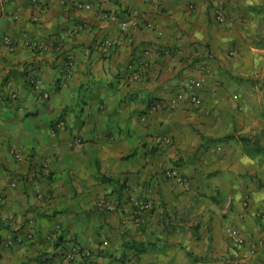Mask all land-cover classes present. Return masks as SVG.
<instances>
[{"label":"crops","instance_id":"crops-1","mask_svg":"<svg viewBox=\"0 0 264 264\" xmlns=\"http://www.w3.org/2000/svg\"><path fill=\"white\" fill-rule=\"evenodd\" d=\"M159 1L0 0V33L15 42L0 43V239L24 237L0 245V264H264V158L225 144L241 128L264 146L252 76L264 64V0ZM132 20L137 28H120ZM105 38L119 44L103 52ZM31 68L39 89L27 83ZM190 77L203 78L196 92L206 112L186 100L149 108ZM159 134L171 143L156 142ZM171 166L190 190L163 175ZM101 196L117 209H98ZM132 196L150 208L136 210ZM227 225L243 243L226 238ZM69 241L90 254L67 259Z\"/></svg>","mask_w":264,"mask_h":264},{"label":"built area","instance_id":"built-area-1","mask_svg":"<svg viewBox=\"0 0 264 264\" xmlns=\"http://www.w3.org/2000/svg\"><path fill=\"white\" fill-rule=\"evenodd\" d=\"M151 4L154 8L160 7V1L159 0H144ZM76 8H90L89 3H82V2H75L73 3ZM193 5L189 4V8H192ZM214 17L215 19L222 23L225 21V14L222 9L221 3H216L212 7ZM127 23L130 24V27L137 28L139 26L138 21L132 20V22H126L123 21L120 24V28L123 30H126L128 28ZM77 28H80V26L74 27L67 32H73L77 30ZM65 34V33H64ZM67 34V33H66ZM65 34V35H66ZM63 35V36H65ZM0 43L4 46H6L9 50H13L15 46V42L13 38L9 34L0 33ZM119 44V40L117 39H111V38H105L101 42L98 43V48L101 49L103 52H107L108 50L116 47ZM33 45L39 48H46L48 45L47 41L37 40L33 41ZM168 52V51H167ZM141 77V71L139 69H133L131 73L129 74V80H137ZM27 83L33 87L34 89H39L41 85V79L38 76V73L36 69H30L26 76ZM203 78L202 77H190L187 79L185 83V88L182 90H178L174 92L169 97H166L164 99H157L151 101L149 104V108L151 110L159 109V108H168L173 109L176 107V105L183 100H186L188 103H190L194 108H196L199 111L206 112V108L203 106V101L201 97L197 94L196 89L202 84ZM16 94L11 93L8 95L10 99L15 98ZM47 93H42V98H47ZM3 98V97H0ZM1 100V99H0ZM55 127L58 130H64L66 123L64 120L59 119L55 123ZM80 139L78 137H75L73 139L74 143H79ZM156 142H163L165 144L171 143V138L168 135H156L155 137ZM13 155L20 159V155L18 152H12ZM163 175L168 178L172 179L175 183H177L180 187H182L183 190L188 191L190 190V184L187 179V177L179 170V168L175 166L167 167L163 170ZM131 204L133 207L138 211H144L148 210L150 208V204L145 199H139L137 197H131L130 198ZM95 206L100 210H107V211H115L117 209V205L113 203L112 201H109L107 198L101 196L98 197L95 202ZM248 204V195L246 194L243 200V205ZM260 217L264 219V212H261ZM58 227V226H57ZM224 234L226 238L233 244L238 245L243 243V236L238 231L236 227L233 225H227L224 227ZM34 237L33 232H28L25 236L27 240H31ZM24 239L23 236L15 235L13 237L0 239V245L4 246H12L15 243H20ZM69 245V251L66 253L67 259H72L77 254L88 256L90 254V251L88 249H85L82 247L80 243L77 242H68ZM43 264H54L52 261H46Z\"/></svg>","mask_w":264,"mask_h":264},{"label":"rangeland","instance_id":"rangeland-1","mask_svg":"<svg viewBox=\"0 0 264 264\" xmlns=\"http://www.w3.org/2000/svg\"><path fill=\"white\" fill-rule=\"evenodd\" d=\"M257 37L260 40L261 39L264 40V31L261 33H258ZM256 72L259 75H255ZM263 75H264V64L256 67V71L252 74V76L254 77L255 84L257 86V90L255 91L254 98H256V100L260 104H262V108L264 110V96H263V93L261 92V90H262L261 87H259L260 86L259 82L262 80V78H264ZM237 110H240V109L237 108ZM243 133H246V132L245 131L242 132L241 128H234V130L231 133H228V135H232V138L225 140V144L228 147V149L232 151V153H234L235 151L242 152L241 144H240L239 140H237L239 136L247 137L249 139L250 143H257L258 139L256 138V136L254 134H252L250 132V133H246L247 134V136H246V134H243ZM222 138L221 137H215L214 141H210V143L216 144L217 143L216 139L221 140ZM262 157L264 158V153L262 154ZM261 173H262V176H260L258 178L259 184H257L258 185L257 190H260V193H262L264 195V171H262ZM245 194L249 195L250 189H248V191H244L242 196H244Z\"/></svg>","mask_w":264,"mask_h":264},{"label":"trees","instance_id":"trees-1","mask_svg":"<svg viewBox=\"0 0 264 264\" xmlns=\"http://www.w3.org/2000/svg\"><path fill=\"white\" fill-rule=\"evenodd\" d=\"M264 85V78L260 81ZM242 151L247 155H254V154H263L264 153V146L258 143H250L247 137L239 136L238 139Z\"/></svg>","mask_w":264,"mask_h":264}]
</instances>
